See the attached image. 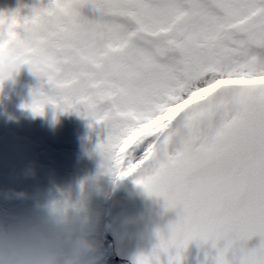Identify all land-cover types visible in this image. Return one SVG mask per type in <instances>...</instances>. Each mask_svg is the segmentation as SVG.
<instances>
[{
    "label": "snow or ice",
    "instance_id": "6c2138e0",
    "mask_svg": "<svg viewBox=\"0 0 264 264\" xmlns=\"http://www.w3.org/2000/svg\"><path fill=\"white\" fill-rule=\"evenodd\" d=\"M5 57L43 66L34 113L89 120L117 178L176 212L136 264H181L192 242L264 264V0H49L0 13Z\"/></svg>",
    "mask_w": 264,
    "mask_h": 264
},
{
    "label": "bare ground",
    "instance_id": "6f19581e",
    "mask_svg": "<svg viewBox=\"0 0 264 264\" xmlns=\"http://www.w3.org/2000/svg\"><path fill=\"white\" fill-rule=\"evenodd\" d=\"M42 2L47 5L49 0ZM34 3L36 0H0V13H11L21 4L32 6ZM85 14H90L87 9ZM27 15L26 8L21 17ZM37 85L36 79L25 72L19 86L6 89V94L11 95V100L5 101L7 111L18 117L19 123L9 122L0 115V192L15 189L26 191L33 198L27 201L8 200L0 195V219L32 215L55 188L73 186L85 180L96 181L98 178L97 189L102 194H93L90 227L102 244L97 262L107 264L104 249L107 228L105 210L107 198H110L116 181L103 171L101 157L88 152L100 143V137L92 130L94 127L89 126L90 121L75 112L59 115L58 125L52 127L50 122L55 110L51 105L45 108V119L33 120L30 113L21 111L20 105L31 103L30 92ZM32 164L36 166L37 176L23 178V170ZM122 166L126 168V164Z\"/></svg>",
    "mask_w": 264,
    "mask_h": 264
},
{
    "label": "clouds",
    "instance_id": "9594fccd",
    "mask_svg": "<svg viewBox=\"0 0 264 264\" xmlns=\"http://www.w3.org/2000/svg\"><path fill=\"white\" fill-rule=\"evenodd\" d=\"M42 6H44L42 0H36L32 6L21 4L11 13L16 12L21 16L27 8L30 15L34 7ZM25 72L34 77L38 85L31 89V103L20 105V110L30 113L33 120L45 119V108L49 105L44 107L43 114L34 113L30 107L34 101L42 100L48 95L43 66L36 59L5 57L0 58V110H2L0 115L5 116L9 122L19 123V119L7 111L5 101H10L11 95L6 94V89L19 86ZM54 110L50 122L52 127L58 125L59 115L72 113ZM92 130L100 137L99 129ZM88 142H91L90 136ZM88 152L92 156L101 157L103 171L110 174L114 181H123L134 176L133 174L118 179L112 169L111 153L107 150L100 151L98 144ZM37 174L35 164L29 165L22 172L25 179L35 178ZM97 184L98 178L96 181L85 180L73 186L57 187L46 202L39 206L36 213L0 219V264H97L102 244L90 227L93 194H102L98 191ZM0 195L8 200L27 201L33 198L30 193L15 189H7L0 192Z\"/></svg>",
    "mask_w": 264,
    "mask_h": 264
},
{
    "label": "water",
    "instance_id": "95a60500",
    "mask_svg": "<svg viewBox=\"0 0 264 264\" xmlns=\"http://www.w3.org/2000/svg\"><path fill=\"white\" fill-rule=\"evenodd\" d=\"M131 176L116 185L108 204L106 241L113 264H136L140 255H150L158 245L157 232H166L177 219L173 210H166L163 199L149 196ZM260 238L254 237L246 247L256 248ZM222 246V245H221ZM175 255V251L172 252ZM216 249L211 243L192 242L181 253V264H215ZM162 264H168V256H161Z\"/></svg>",
    "mask_w": 264,
    "mask_h": 264
},
{
    "label": "rangeland",
    "instance_id": "374dc122",
    "mask_svg": "<svg viewBox=\"0 0 264 264\" xmlns=\"http://www.w3.org/2000/svg\"><path fill=\"white\" fill-rule=\"evenodd\" d=\"M105 217H107V215ZM107 224H108V221H107ZM105 241H106V234H105L104 244H105ZM97 264H98V262H97Z\"/></svg>",
    "mask_w": 264,
    "mask_h": 264
}]
</instances>
